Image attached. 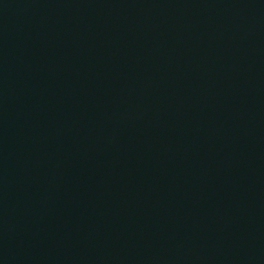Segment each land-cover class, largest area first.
Listing matches in <instances>:
<instances>
[{
	"label": "water",
	"instance_id": "1",
	"mask_svg": "<svg viewBox=\"0 0 264 264\" xmlns=\"http://www.w3.org/2000/svg\"><path fill=\"white\" fill-rule=\"evenodd\" d=\"M0 264H264V0H0Z\"/></svg>",
	"mask_w": 264,
	"mask_h": 264
}]
</instances>
